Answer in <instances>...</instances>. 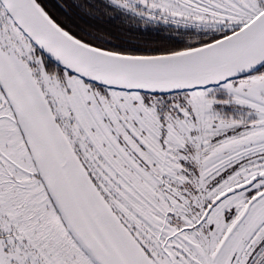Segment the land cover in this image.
Returning a JSON list of instances; mask_svg holds the SVG:
<instances>
[{
    "label": "snow or ice",
    "instance_id": "snow-or-ice-1",
    "mask_svg": "<svg viewBox=\"0 0 264 264\" xmlns=\"http://www.w3.org/2000/svg\"><path fill=\"white\" fill-rule=\"evenodd\" d=\"M0 264H264V0H0Z\"/></svg>",
    "mask_w": 264,
    "mask_h": 264
}]
</instances>
